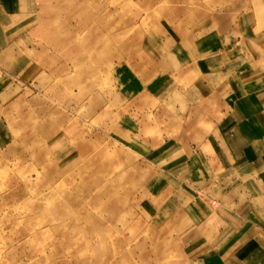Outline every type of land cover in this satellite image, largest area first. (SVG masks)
Returning a JSON list of instances; mask_svg holds the SVG:
<instances>
[{"label": "rangeland", "instance_id": "rangeland-1", "mask_svg": "<svg viewBox=\"0 0 264 264\" xmlns=\"http://www.w3.org/2000/svg\"><path fill=\"white\" fill-rule=\"evenodd\" d=\"M14 2L21 15L0 25V264H191L168 151L188 117L168 105L187 103L194 76L170 54L236 41L252 1ZM156 77L161 95H134Z\"/></svg>", "mask_w": 264, "mask_h": 264}, {"label": "crops", "instance_id": "crops-1", "mask_svg": "<svg viewBox=\"0 0 264 264\" xmlns=\"http://www.w3.org/2000/svg\"><path fill=\"white\" fill-rule=\"evenodd\" d=\"M4 1L0 25L21 15L15 0ZM251 1L236 41L183 43L170 54L196 77L182 90L187 103L168 105L188 120L180 139L167 140L168 151L180 152L172 158L178 163L172 177L180 182L172 215L189 228L183 239L191 264H264V0ZM8 47L0 36V54ZM166 82L156 77L133 93L158 97ZM212 96L213 107L207 104Z\"/></svg>", "mask_w": 264, "mask_h": 264}]
</instances>
